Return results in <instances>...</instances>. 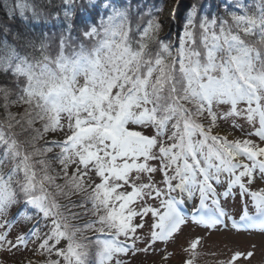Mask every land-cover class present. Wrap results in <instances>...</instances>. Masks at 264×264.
<instances>
[{"label":"snow or ice","instance_id":"6c2138e0","mask_svg":"<svg viewBox=\"0 0 264 264\" xmlns=\"http://www.w3.org/2000/svg\"><path fill=\"white\" fill-rule=\"evenodd\" d=\"M162 11L0 0V264H198L213 233L264 237V0Z\"/></svg>","mask_w":264,"mask_h":264},{"label":"rangeland","instance_id":"374dc122","mask_svg":"<svg viewBox=\"0 0 264 264\" xmlns=\"http://www.w3.org/2000/svg\"><path fill=\"white\" fill-rule=\"evenodd\" d=\"M170 7L171 1L167 0L163 6L161 18L168 17ZM189 232L190 230H185V235L179 238L177 245H169V252L176 251L178 253L179 245L187 243L186 237L189 235ZM258 232V229H253L242 231L239 235L225 232L213 233L209 243L197 250L201 253L198 264H214L213 252L222 253V255L219 256V259H225L227 256L231 255V252L228 251V249H232V251L240 250L246 252L249 250L250 245L253 244L256 245L254 249L255 256L250 261L241 260L238 264H261V261L264 260V237L259 235ZM198 234H201L199 229L190 232V235L193 237ZM225 244H227V248L224 247ZM159 247H163V245H158V248ZM143 259V257H138L133 261V264H140ZM151 259L153 258L150 257L149 261ZM154 259L159 260V257H154ZM180 260L181 256L177 254L169 261V264H180Z\"/></svg>","mask_w":264,"mask_h":264},{"label":"trees","instance_id":"16d2710c","mask_svg":"<svg viewBox=\"0 0 264 264\" xmlns=\"http://www.w3.org/2000/svg\"><path fill=\"white\" fill-rule=\"evenodd\" d=\"M167 0H145V2H147L150 5H155L156 7L163 9L164 4L166 3ZM184 3H187L188 0H183ZM162 14V13H161ZM168 30L165 29V33Z\"/></svg>","mask_w":264,"mask_h":264},{"label":"bare ground","instance_id":"6f19581e","mask_svg":"<svg viewBox=\"0 0 264 264\" xmlns=\"http://www.w3.org/2000/svg\"><path fill=\"white\" fill-rule=\"evenodd\" d=\"M171 1V0H170ZM169 14V13H168ZM161 16H162V14H161ZM167 17H165V18H162V19H166Z\"/></svg>","mask_w":264,"mask_h":264}]
</instances>
